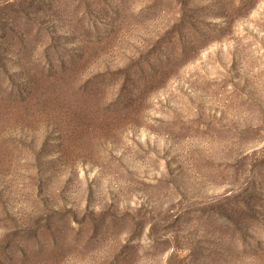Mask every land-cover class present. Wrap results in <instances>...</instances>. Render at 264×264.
Returning a JSON list of instances; mask_svg holds the SVG:
<instances>
[{"label": "rangeland", "instance_id": "obj_1", "mask_svg": "<svg viewBox=\"0 0 264 264\" xmlns=\"http://www.w3.org/2000/svg\"><path fill=\"white\" fill-rule=\"evenodd\" d=\"M0 264H264V0H0Z\"/></svg>", "mask_w": 264, "mask_h": 264}]
</instances>
